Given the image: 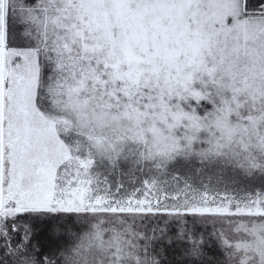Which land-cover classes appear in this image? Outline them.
Returning a JSON list of instances; mask_svg holds the SVG:
<instances>
[{
    "label": "snow or ice",
    "instance_id": "obj_1",
    "mask_svg": "<svg viewBox=\"0 0 264 264\" xmlns=\"http://www.w3.org/2000/svg\"><path fill=\"white\" fill-rule=\"evenodd\" d=\"M0 264H264V0H0Z\"/></svg>",
    "mask_w": 264,
    "mask_h": 264
}]
</instances>
